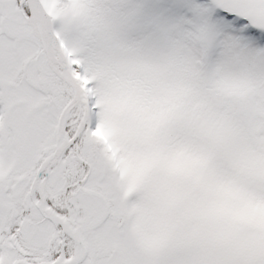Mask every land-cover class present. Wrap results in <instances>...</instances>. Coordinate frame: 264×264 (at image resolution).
Listing matches in <instances>:
<instances>
[{"label": "snow or ice", "instance_id": "snow-or-ice-1", "mask_svg": "<svg viewBox=\"0 0 264 264\" xmlns=\"http://www.w3.org/2000/svg\"><path fill=\"white\" fill-rule=\"evenodd\" d=\"M0 264H264V0H0Z\"/></svg>", "mask_w": 264, "mask_h": 264}]
</instances>
